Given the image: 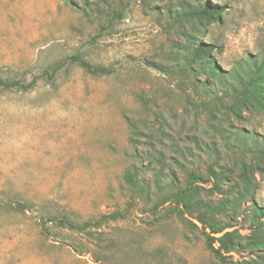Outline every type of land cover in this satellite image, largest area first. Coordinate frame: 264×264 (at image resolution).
<instances>
[{
  "label": "rangeland",
  "instance_id": "rangeland-1",
  "mask_svg": "<svg viewBox=\"0 0 264 264\" xmlns=\"http://www.w3.org/2000/svg\"><path fill=\"white\" fill-rule=\"evenodd\" d=\"M207 1L218 21L179 15L199 0H0V79L27 82L74 53L110 69L67 63L32 89L0 87V264H221L167 202L170 176L184 184L230 155L212 129L216 91L182 67L198 42L220 71L249 66L264 0ZM244 115L234 127L264 136V112ZM115 211L125 218L82 229L53 219L81 228Z\"/></svg>",
  "mask_w": 264,
  "mask_h": 264
},
{
  "label": "trees",
  "instance_id": "trees-1",
  "mask_svg": "<svg viewBox=\"0 0 264 264\" xmlns=\"http://www.w3.org/2000/svg\"><path fill=\"white\" fill-rule=\"evenodd\" d=\"M199 1V5L181 7L179 15L200 23L218 21L221 8L212 6L207 0ZM213 48L207 42L196 43L182 71L189 70L196 76L205 75L203 87L208 86L216 91L213 102L220 106H216L218 111L212 113V129L221 147L230 155L226 159L220 155L216 157L206 166L204 175L187 170L184 184H178L176 177L170 176L167 202L173 213L200 232L206 249L219 263L225 264L232 254L241 256L247 253L251 255L249 260H238L235 264H264V206L255 202L258 184L264 181V136L234 127L232 123L244 119V112H264V48L261 53L248 58L249 66H235L228 74L220 71L210 56ZM67 63H76L93 75L110 73V69L94 66L74 53L27 82L22 79H0V87L23 91L32 89L38 78L53 79ZM209 79H215V83L208 85ZM221 106H224V111H219ZM125 179L133 182L134 176L126 172ZM158 179H154L156 185ZM138 186L147 190L148 184L141 181ZM201 191L205 192L206 197L201 195ZM245 203L247 205L243 207ZM18 207L25 208L22 204ZM123 218L124 212L115 211L100 216L94 223L86 222L81 228L66 217L53 219L69 229H82L97 226L105 220ZM238 218L242 223H249L246 234H241L237 229Z\"/></svg>",
  "mask_w": 264,
  "mask_h": 264
}]
</instances>
